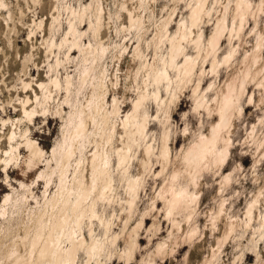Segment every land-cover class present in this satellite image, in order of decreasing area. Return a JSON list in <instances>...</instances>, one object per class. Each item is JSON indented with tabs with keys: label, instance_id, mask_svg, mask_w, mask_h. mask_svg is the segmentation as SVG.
<instances>
[{
	"label": "rangeland",
	"instance_id": "374dc122",
	"mask_svg": "<svg viewBox=\"0 0 264 264\" xmlns=\"http://www.w3.org/2000/svg\"><path fill=\"white\" fill-rule=\"evenodd\" d=\"M198 1L0 0V264H41L62 214L91 264H264V0H204L193 24ZM94 157L112 187L79 220Z\"/></svg>",
	"mask_w": 264,
	"mask_h": 264
},
{
	"label": "bare ground",
	"instance_id": "6f19581e",
	"mask_svg": "<svg viewBox=\"0 0 264 264\" xmlns=\"http://www.w3.org/2000/svg\"><path fill=\"white\" fill-rule=\"evenodd\" d=\"M203 3H204V0H199L198 1V5L192 11V14H191L192 17L191 18H192V23L193 24H195L197 22V20H198V18L200 16V12L202 11L201 9H203V7H202ZM190 34H191V32H190ZM219 35H220L219 33L216 34V36L212 37V39L210 40V46L212 48L215 47V44H216V42H217V40L219 38ZM180 36H181V38L184 39L187 36L186 30L184 32H182V35H180ZM198 41L199 40H197V42ZM173 48H174V51H177V52L181 49L180 42L178 43L175 40V37L173 38ZM190 59H191L190 57L186 56V60L183 63V66H184V69L186 70V72H188L189 70H192V66L190 65ZM232 88H231V90H232ZM232 91H234V89ZM232 91H230V92H232ZM230 94H232V93H230ZM228 97L229 96H227V98ZM222 99H224V97ZM225 100L226 99H224V101ZM228 100H229V98H228ZM221 102L223 103V100ZM227 102H225V104ZM225 104H223V105L225 106ZM134 107H135V111L133 110L134 112L132 113V115H134L135 113L136 114L138 113L139 108L141 107V100L136 101ZM227 108L229 109V107H227ZM228 109H227V111H228ZM26 112H27V110H26ZM145 127H146V119L137 120L135 122V128H136V131L138 133L140 131L144 130ZM83 128H85V127L82 124V125H80L77 128V131L78 132L84 131ZM217 137L204 139V141L201 142V144H199L198 147L195 148V150L190 152L192 154V157L195 160H197L196 161L197 164H198L199 161H202V160L205 161V158H206L208 152H210V150H212L211 149L213 147L212 146L213 145L212 142H214ZM28 142L30 143L31 141H28ZM32 144H34L36 146V144L34 142H32ZM165 149H167V148H165ZM164 154H165L164 156H166L167 153L165 152ZM189 156L190 155H188V157ZM221 156H223V155H221ZM128 158H129V156H128V151L127 150H120L119 151L118 161H119V165L120 166H122L126 162V160ZM190 158H191V156H190ZM96 160H97V156H96ZM189 161H191V159ZM203 161H202V163H203ZM192 163H194V160H192ZM194 164L197 165L196 163H194ZM200 165H202V164L200 163ZM108 175L109 174L107 173V165H105V167H103V168H99V166L95 167V157H94V159H93L92 181L88 185L84 182V179H81V180L77 181V186H78L77 190H78V192H77L76 200L71 202L70 198H68V197H66L65 199H60V197H62L61 196L62 192H59L57 195H55L52 200L54 202H58V201L62 200V208H60L61 211L63 210L62 213L65 212V209H67L68 205L71 202L72 203V206H71L72 210L77 215V219H79V220H81L83 218V215H84V213L87 210H90L91 211V215L94 216L95 215L94 203H91L88 208H86L87 206L85 205V203L87 202V200L89 199L91 194L96 190V188L98 187L99 183H100L99 192H100L101 196L103 194H106V192L111 189L112 180L110 179V177ZM136 181H138V179H135V181H133L131 183V185H130L131 191H135L137 189L136 184L138 182L136 183ZM182 191L183 192L180 195H177V198H179V202H180V199L184 198V195L186 194L185 190H182ZM173 193H174V191H173ZM8 198L9 197L5 198V200L3 201V204L6 203ZM169 198H171V197H169ZM187 199L188 198H186V201H187ZM182 203H184V200H183ZM68 218H69L68 216H66L65 214H62V216L56 222H54V224L51 227H49V224H48V226L47 225H41L40 228L37 230V233L33 237V240H32L31 243H32L33 249L40 244L39 245L40 247L38 249V258L43 260V261H41V264H52V263H54V264H60V263L61 264H75V261H76V258H77V252L79 251L80 248H82L84 246L86 247V250H87L88 255H89V258H88V260H87V262L85 264H91V260L93 258V251L95 250L97 245H96L95 242H92L91 244H86V239H85L84 236H81L80 238L75 236L74 233L72 232V229H69V227L67 225ZM46 229H48V230H46ZM67 233H68V236H69V238L71 240L72 245L70 247L66 248V249L58 247V241L56 242L57 236L58 235L62 236L64 234L66 235ZM33 249H32V252H33ZM19 262H21V258L16 259V261H14V264H19Z\"/></svg>",
	"mask_w": 264,
	"mask_h": 264
}]
</instances>
